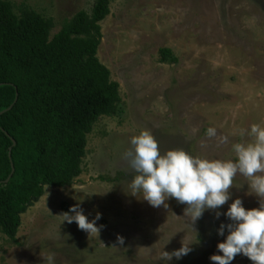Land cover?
Here are the masks:
<instances>
[{
    "label": "rangeland",
    "instance_id": "374dc122",
    "mask_svg": "<svg viewBox=\"0 0 264 264\" xmlns=\"http://www.w3.org/2000/svg\"><path fill=\"white\" fill-rule=\"evenodd\" d=\"M8 1L52 20L51 34L93 3ZM100 31L96 57L118 84L124 114L99 118L87 136L81 174L67 187L43 188L20 216L15 242L0 234V264H49V258L52 264H167L163 252L178 249L183 236L192 250L168 264H210L224 238L216 229L229 221L206 210L191 222L186 205L175 199L153 208L141 193L130 195L134 172L122 153L129 137L144 129L161 153L182 149L198 158L234 160L231 145L252 142L240 131L264 127V0H113ZM162 48L175 64L159 62ZM209 127L227 142L206 137ZM250 184V178L235 176L231 199L218 211L235 198L245 209L257 208ZM62 204H78L88 221L99 212L98 234L62 222ZM231 264L251 262L238 254Z\"/></svg>",
    "mask_w": 264,
    "mask_h": 264
},
{
    "label": "trees",
    "instance_id": "16d2710c",
    "mask_svg": "<svg viewBox=\"0 0 264 264\" xmlns=\"http://www.w3.org/2000/svg\"><path fill=\"white\" fill-rule=\"evenodd\" d=\"M112 1L93 0L51 34L49 18L0 0V112L16 96L0 115V234L11 242L44 187H67L81 174L99 118L124 114L118 84L96 57ZM159 62L177 59L162 48Z\"/></svg>",
    "mask_w": 264,
    "mask_h": 264
},
{
    "label": "clouds",
    "instance_id": "9594fccd",
    "mask_svg": "<svg viewBox=\"0 0 264 264\" xmlns=\"http://www.w3.org/2000/svg\"><path fill=\"white\" fill-rule=\"evenodd\" d=\"M191 131L195 134L198 129ZM245 134L252 142L232 144L234 160L198 158L182 149L161 153L155 138L146 129L129 137L130 147L122 153L127 169L134 172L127 184L130 195L141 193L142 200L153 208L161 205L166 208L165 201L175 199L186 205L184 214L191 222L198 220L206 210H216V219L223 215L229 221L216 229V235L224 238L215 246L219 254L208 257L210 264H231L238 254L251 264H264V127L251 124L248 129L240 131L241 136ZM205 136L215 138L218 144L227 142V138L217 136L212 127L205 130ZM238 174L251 179L252 192L259 198L258 207L245 209L241 199L235 198L221 213L218 209L231 199L229 189ZM60 215L62 222H75L79 230L98 234L96 221L100 219L99 212L88 221L77 204ZM117 242L123 244V238L117 236ZM191 245L183 236L180 247L171 253L163 252L162 258L167 264L173 258L179 261L192 250ZM49 264H52L51 258Z\"/></svg>",
    "mask_w": 264,
    "mask_h": 264
},
{
    "label": "water",
    "instance_id": "95a60500",
    "mask_svg": "<svg viewBox=\"0 0 264 264\" xmlns=\"http://www.w3.org/2000/svg\"><path fill=\"white\" fill-rule=\"evenodd\" d=\"M15 101H16V96H15V99H14L13 103H12L8 108H6L4 111H1V112H0V115H1L2 113H4V112L10 110L11 107L13 106V104L15 103ZM10 140H11V147H12V146H14V141H13L12 139H10ZM11 147H10V148H11ZM10 148H9V151H10ZM8 158L10 159V152H8ZM12 173H13V167H12V165H11V172H10V174L8 175V177L5 179V181H4L5 183L8 182V180H9L10 176L12 175Z\"/></svg>",
    "mask_w": 264,
    "mask_h": 264
}]
</instances>
